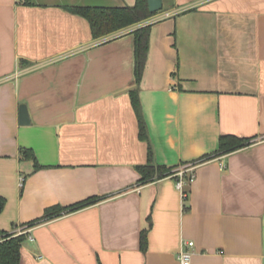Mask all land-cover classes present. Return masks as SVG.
Returning a JSON list of instances; mask_svg holds the SVG:
<instances>
[{
	"label": "crops",
	"instance_id": "1",
	"mask_svg": "<svg viewBox=\"0 0 264 264\" xmlns=\"http://www.w3.org/2000/svg\"><path fill=\"white\" fill-rule=\"evenodd\" d=\"M135 2L0 0V230L25 231L19 264H179L183 241L191 264H264V0H161L98 38L70 10ZM221 135L250 143L195 163ZM150 157L173 173L140 182Z\"/></svg>",
	"mask_w": 264,
	"mask_h": 264
},
{
	"label": "trees",
	"instance_id": "2",
	"mask_svg": "<svg viewBox=\"0 0 264 264\" xmlns=\"http://www.w3.org/2000/svg\"><path fill=\"white\" fill-rule=\"evenodd\" d=\"M70 10L75 14L81 15L88 21L91 35L94 38L105 36L122 28L139 23L154 14L148 10L147 0H136L135 4L132 6L72 7ZM149 31L150 25H144L138 27L132 32L134 35V75L136 83L140 82L145 66L149 48ZM132 99L134 106L138 108L139 103L136 92H132ZM142 129L143 125L141 122L140 133H142ZM249 143V139H241L232 135H221L217 151L199 158L195 163L209 159L218 154L229 153L238 148L244 147ZM20 152L23 158H33L35 161V158L30 150L21 148ZM38 167L39 166L35 162V168ZM139 171L141 174L140 182H148L154 180L155 178L167 176L173 173L172 167L153 164L151 157L146 165L139 167ZM95 200V198H89L72 206L66 207L55 205L48 207L45 209L40 218L31 221L29 225H33L40 221L59 216L62 213L84 207ZM4 204L5 199L0 197V212L4 207ZM144 238L145 236L143 235L141 239L142 243L145 241ZM25 239V233L13 235L0 230V264H19L21 245Z\"/></svg>",
	"mask_w": 264,
	"mask_h": 264
},
{
	"label": "built area",
	"instance_id": "3",
	"mask_svg": "<svg viewBox=\"0 0 264 264\" xmlns=\"http://www.w3.org/2000/svg\"><path fill=\"white\" fill-rule=\"evenodd\" d=\"M191 170H192V167H190L188 170L190 171L189 174H186L187 169L185 168H180L176 171L177 172L176 173L177 175L176 187L181 192V195L183 198H186V191L184 190L185 184L191 183L194 178V174L193 172H191ZM22 230H18L19 234L25 232L24 230L23 231ZM28 238L29 240H32L31 236ZM193 244H194L193 241H183L182 242V247L178 253L179 264H191V259H192L191 248L193 247Z\"/></svg>",
	"mask_w": 264,
	"mask_h": 264
},
{
	"label": "water",
	"instance_id": "4",
	"mask_svg": "<svg viewBox=\"0 0 264 264\" xmlns=\"http://www.w3.org/2000/svg\"><path fill=\"white\" fill-rule=\"evenodd\" d=\"M148 10L156 13L162 7L161 0H147ZM18 123L19 125H28L30 123L27 107L24 103H20L18 107Z\"/></svg>",
	"mask_w": 264,
	"mask_h": 264
}]
</instances>
